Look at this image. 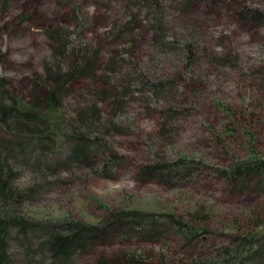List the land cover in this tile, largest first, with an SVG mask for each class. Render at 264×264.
I'll return each instance as SVG.
<instances>
[{"label":"rangeland","instance_id":"1","mask_svg":"<svg viewBox=\"0 0 264 264\" xmlns=\"http://www.w3.org/2000/svg\"><path fill=\"white\" fill-rule=\"evenodd\" d=\"M141 1L0 0V77L9 88L45 109L49 73L69 71L86 49L90 60L65 89V110L73 115L84 106L97 108L103 120L126 132L107 136L126 158L115 179L71 167L26 212L37 219L72 216L97 224L108 210H135L175 214L209 230L190 245L177 236L154 244L135 238L99 244L80 264H128L130 256L136 260L130 264H193L214 245L226 247L232 237L264 222V196L241 195L219 177L252 153L264 158V0H155L163 6L167 36L177 44L169 49L156 44ZM246 8L259 20L244 21ZM81 18L86 27L77 37ZM55 31L68 38L64 47L49 38ZM143 77L176 84L159 99L143 90ZM172 109L181 115L163 114ZM182 158L198 161L204 170L187 186L165 188L137 179L142 165ZM18 169L22 184L34 179L27 167Z\"/></svg>","mask_w":264,"mask_h":264},{"label":"trees","instance_id":"2","mask_svg":"<svg viewBox=\"0 0 264 264\" xmlns=\"http://www.w3.org/2000/svg\"><path fill=\"white\" fill-rule=\"evenodd\" d=\"M54 1L58 5L67 3V0ZM141 2L150 12L148 30L155 34L156 44L164 49L175 47L176 42L167 36L163 6L155 0ZM242 15L246 22L259 20V14L249 8L244 9ZM83 20L80 19L77 37L86 27ZM48 36L62 47L68 42L61 32H51ZM85 50L76 55L69 71L58 69L49 73V85L44 87L41 101L45 109L37 102L27 101L23 95H16L9 88V81L0 77V264H80L99 244L113 245L124 238L154 244L177 236L190 245L209 233L206 226L194 227L175 214L108 210L107 218L92 224L72 216L37 219L26 212V207L56 187L54 179L62 171L74 166L86 167L102 179L113 180L126 165V158L107 142L110 131L126 133L120 125L103 120L97 108L84 106L73 115L65 110V89L74 77L84 72L82 66L90 60ZM38 84L44 86L41 82ZM141 84L145 92L163 99L164 94H172L176 83L143 77ZM172 111L178 113L172 109L163 114L171 115ZM45 154H53V157L47 159ZM19 165L32 173L34 179L27 185L20 182ZM202 166L187 158L157 161L140 166L136 176L141 184L177 188L191 184L204 172ZM219 177L241 195L264 196V158L255 153L236 160L221 170ZM41 180L44 183H38ZM198 217L196 214L192 221ZM214 247L207 256H197L193 264H264V222L258 221L254 230L232 237L228 246ZM134 261L130 256L124 263Z\"/></svg>","mask_w":264,"mask_h":264}]
</instances>
